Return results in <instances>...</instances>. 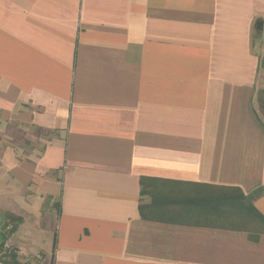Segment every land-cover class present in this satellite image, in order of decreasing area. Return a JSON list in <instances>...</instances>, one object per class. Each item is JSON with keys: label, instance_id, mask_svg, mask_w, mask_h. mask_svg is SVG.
Segmentation results:
<instances>
[{"label": "crops", "instance_id": "obj_1", "mask_svg": "<svg viewBox=\"0 0 264 264\" xmlns=\"http://www.w3.org/2000/svg\"><path fill=\"white\" fill-rule=\"evenodd\" d=\"M263 56L264 0H0V226L18 220L19 264H264V234L138 211L140 179L264 187Z\"/></svg>", "mask_w": 264, "mask_h": 264}, {"label": "trees", "instance_id": "obj_2", "mask_svg": "<svg viewBox=\"0 0 264 264\" xmlns=\"http://www.w3.org/2000/svg\"><path fill=\"white\" fill-rule=\"evenodd\" d=\"M259 68L264 73V56ZM258 113L264 115V87L256 93ZM141 196L148 203L138 207L143 220L173 225L243 231L251 241L264 234V217L253 201L264 195V187L249 195L234 187L140 179ZM11 222H18L11 218ZM15 227L13 225L12 233ZM15 255L10 261L18 264Z\"/></svg>", "mask_w": 264, "mask_h": 264}, {"label": "built area", "instance_id": "obj_3", "mask_svg": "<svg viewBox=\"0 0 264 264\" xmlns=\"http://www.w3.org/2000/svg\"><path fill=\"white\" fill-rule=\"evenodd\" d=\"M13 223L10 220H7L3 225V240L0 245V264H13L10 261L12 252L14 253V247L10 240L12 235ZM17 254V251H15Z\"/></svg>", "mask_w": 264, "mask_h": 264}, {"label": "rangeland", "instance_id": "obj_4", "mask_svg": "<svg viewBox=\"0 0 264 264\" xmlns=\"http://www.w3.org/2000/svg\"><path fill=\"white\" fill-rule=\"evenodd\" d=\"M47 224V223H46ZM1 225V224H0ZM4 224L2 223V226H3ZM1 227V226H0ZM2 230H3V227H1L0 228V245H1V242H2V240H3V234H2ZM52 231L51 232H49V231H47V237H49V238H51L52 237ZM37 240H38V238H37ZM13 247H14V245H13ZM14 250L16 251V248L14 247ZM15 251H14V253L12 252V254L13 255H15L16 257H18V254H16L15 253ZM40 257V256H39ZM16 260H17V258H16ZM33 260L34 261H40L39 260V258H33ZM17 263L19 264V262H18V260H17Z\"/></svg>", "mask_w": 264, "mask_h": 264}]
</instances>
